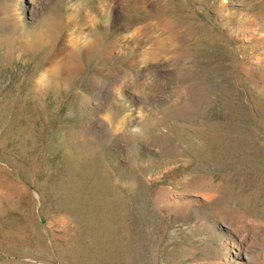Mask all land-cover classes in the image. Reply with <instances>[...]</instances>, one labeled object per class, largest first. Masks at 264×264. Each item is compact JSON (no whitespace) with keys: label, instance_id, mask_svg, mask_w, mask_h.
Listing matches in <instances>:
<instances>
[{"label":"rangeland","instance_id":"374dc122","mask_svg":"<svg viewBox=\"0 0 264 264\" xmlns=\"http://www.w3.org/2000/svg\"><path fill=\"white\" fill-rule=\"evenodd\" d=\"M263 248L264 0H0V264Z\"/></svg>","mask_w":264,"mask_h":264},{"label":"bare ground","instance_id":"6f19581e","mask_svg":"<svg viewBox=\"0 0 264 264\" xmlns=\"http://www.w3.org/2000/svg\"><path fill=\"white\" fill-rule=\"evenodd\" d=\"M230 246L232 247V252L233 254H236L238 257L239 256H245L244 250L246 247V242L243 240L238 239L237 242H231ZM264 249V248H263ZM257 264H264V260H259L256 261Z\"/></svg>","mask_w":264,"mask_h":264}]
</instances>
